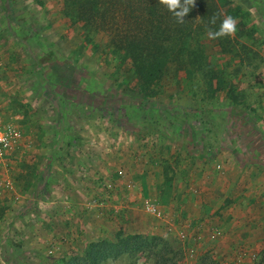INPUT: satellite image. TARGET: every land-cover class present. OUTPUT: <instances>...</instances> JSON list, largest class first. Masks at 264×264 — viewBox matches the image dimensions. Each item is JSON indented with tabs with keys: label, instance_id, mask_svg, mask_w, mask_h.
Masks as SVG:
<instances>
[{
	"label": "crops",
	"instance_id": "crops-1",
	"mask_svg": "<svg viewBox=\"0 0 264 264\" xmlns=\"http://www.w3.org/2000/svg\"><path fill=\"white\" fill-rule=\"evenodd\" d=\"M231 1L247 9L237 23L245 31L237 34L263 41L254 49L262 60L251 66L253 75L231 81L234 93L224 90V106L196 104L195 91L184 92L182 86L167 125L157 112L156 117L146 112L145 123L130 113L127 123L82 110L57 115L56 135L61 130L71 136L62 146L50 145V187L35 197L38 210L17 212L5 226L0 264H54L56 257L47 254L52 245L63 253L101 239L114 241L119 232L155 227L165 233L178 218L190 219L191 233L195 226L202 231L194 240L201 239L222 261L264 263V0ZM83 87L77 91L81 105V95L91 93ZM167 88L165 83V93ZM165 99L157 101L169 108L170 103L161 104ZM100 100L87 105L98 107L105 98ZM143 100L150 108L156 102ZM175 108L183 112L177 126ZM222 117L220 130L215 121ZM60 121L64 125L58 129ZM146 198L158 203L166 219L145 210Z\"/></svg>",
	"mask_w": 264,
	"mask_h": 264
},
{
	"label": "rangeland",
	"instance_id": "rangeland-1",
	"mask_svg": "<svg viewBox=\"0 0 264 264\" xmlns=\"http://www.w3.org/2000/svg\"><path fill=\"white\" fill-rule=\"evenodd\" d=\"M214 2L221 17L208 16L206 21L212 31L220 28L225 17L231 16L238 23L239 15L245 16L247 13V9L233 5L231 0ZM213 18L215 24L211 22ZM53 19L54 23H51ZM151 19L163 21L161 29L151 32L154 37L164 39L178 33L180 25L169 11L167 15L155 14ZM71 21L63 0H0V111L25 130V141L30 144H23L17 151L0 159V242L5 226L16 213L28 209L37 211L35 202L38 199L35 197L49 192L48 163L53 154L49 150L50 145L62 146L71 136L61 130L56 135L54 118L57 115L67 110L74 113L82 110L104 116L110 114L118 117V122L127 123L130 113L135 114L139 122L145 123L146 112L153 117L157 112L158 119L167 125L170 110L177 102L174 97L183 91L182 86L187 88L184 92L195 91L196 104L213 101L224 106V90L228 89L227 93H230L233 88L231 81L239 76V83L247 81L253 75L254 67L251 66L262 60L254 49L263 41L252 43L243 40L237 32H244L246 26L237 24L235 35L229 36V40L223 38V45L218 44L219 38L209 39L207 33L196 36L195 52L191 55L177 54L168 64L159 84L147 87L123 54L111 50L107 39L99 41L92 30L83 28L81 24L73 25ZM195 21L205 22L201 18ZM167 24H172L170 29ZM177 42L174 39L164 44L168 50H172L179 47ZM165 83L168 84L166 93ZM189 84L191 87L188 88ZM80 86L91 91L81 95L83 105L77 93ZM179 86L180 91L175 92ZM146 95L150 96L149 100L156 101L151 103V108L150 101L144 105ZM87 97L89 100H86ZM161 97L166 98L161 104L170 103L167 104L169 108L159 104L157 100ZM102 98L105 100L98 107L94 103L87 105ZM137 100L138 104L134 105ZM156 105L160 106L156 108ZM158 109L164 110L160 114ZM175 112L177 119L173 125L177 126L183 112L176 108ZM91 121L87 122L88 126ZM104 122L106 124L107 120L104 119ZM63 125L60 121L58 129ZM215 125L222 130L225 125L223 117L216 120ZM227 136L230 137V133ZM164 217L166 219L167 215L164 214ZM183 220H174L171 228L163 234L155 227L142 233L123 232L126 235H143L144 238L134 241L131 249L121 256L107 259L101 264H241L226 263L217 257L212 248L202 247L201 239L194 240L202 235V231L191 233L190 219H185L184 224ZM183 230L188 234L185 239L180 237ZM57 248V245L47 248V254L56 257L54 264H63L61 257L81 253L86 247H75L63 253L62 249Z\"/></svg>",
	"mask_w": 264,
	"mask_h": 264
},
{
	"label": "trees",
	"instance_id": "trees-1",
	"mask_svg": "<svg viewBox=\"0 0 264 264\" xmlns=\"http://www.w3.org/2000/svg\"><path fill=\"white\" fill-rule=\"evenodd\" d=\"M63 2L72 24H81L83 28L92 30L99 41L107 39L111 50L123 54L147 87L154 83L159 84L168 64L177 54L191 55L195 52L196 36L206 34L210 30L206 21L209 15L221 17L214 0H196L195 6L185 17V22L179 24L178 33L160 39L154 37L151 32L161 29L163 21L151 18L155 14L167 15L168 10L164 6H159L157 0H63ZM200 18L205 22L196 23L195 19ZM167 26L170 29L172 24ZM223 38L229 40V36L221 37L218 39L219 45H223ZM174 39H177L179 47L168 50L164 42ZM231 93H234V89H231ZM149 95L144 99L149 100L151 96ZM141 238H144L143 235H126L119 232L114 241L108 239L93 241L83 252L65 258L63 264H101L107 259L121 256L131 249L134 241Z\"/></svg>",
	"mask_w": 264,
	"mask_h": 264
},
{
	"label": "built area",
	"instance_id": "built-area-1",
	"mask_svg": "<svg viewBox=\"0 0 264 264\" xmlns=\"http://www.w3.org/2000/svg\"><path fill=\"white\" fill-rule=\"evenodd\" d=\"M25 139V130L15 121L11 119L8 120L5 117V114L0 111V159H2L8 153L17 151L23 144L29 146L30 144L27 143ZM144 207L150 214H153L160 219H165L164 213L159 208L158 203L154 199H144ZM196 227L197 226H195V230H197ZM198 231L199 230H197V232ZM187 236L188 234L185 230L180 232V237L182 239L187 238Z\"/></svg>",
	"mask_w": 264,
	"mask_h": 264
},
{
	"label": "clouds",
	"instance_id": "clouds-1",
	"mask_svg": "<svg viewBox=\"0 0 264 264\" xmlns=\"http://www.w3.org/2000/svg\"><path fill=\"white\" fill-rule=\"evenodd\" d=\"M159 4L164 6L176 18V22L183 24L185 17L195 6L196 0H158ZM215 24V18L211 21ZM237 31V21L227 16L221 22L220 28L216 31L209 30L207 36L209 39H218L226 36H234Z\"/></svg>",
	"mask_w": 264,
	"mask_h": 264
}]
</instances>
